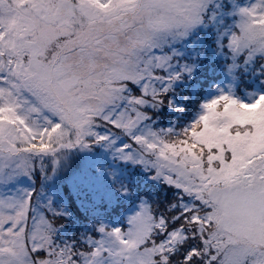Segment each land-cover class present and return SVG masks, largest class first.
<instances>
[{"label": "snow or ice", "instance_id": "snow-or-ice-1", "mask_svg": "<svg viewBox=\"0 0 264 264\" xmlns=\"http://www.w3.org/2000/svg\"><path fill=\"white\" fill-rule=\"evenodd\" d=\"M0 264H264V0H0Z\"/></svg>", "mask_w": 264, "mask_h": 264}, {"label": "rangeland", "instance_id": "rangeland-1", "mask_svg": "<svg viewBox=\"0 0 264 264\" xmlns=\"http://www.w3.org/2000/svg\"><path fill=\"white\" fill-rule=\"evenodd\" d=\"M223 79V78H222ZM223 82V80H221V81H219L217 84H216V86L213 88V89H211V91L207 94L208 96H211V95H214V91H215V89L217 88V87H222V86H224V84L222 83ZM97 159H102V161H100V162H96V160ZM109 160H110V158L108 157V156H106L105 154H103L99 149H96L95 151H94V153H91V154H89V153H82V154H80L78 157H77V159H76V162H75V166L77 167V168H79V167H87L88 168V170L92 173V175L93 176H98V172H97V169L100 167V166H103V165H107V164H109L110 162H109ZM96 163V164H95ZM95 166V167H94ZM133 174H131V176H132ZM123 177V176H122ZM148 174H146V173H140V174H138V175H136L135 174V178H134V180H137V179H139L141 182H143V181H147V182H150V183H152L153 181H151V180H149L148 178ZM130 178V177H129ZM118 180H122V178H121V176H119L118 178H117ZM128 177H123V182H125V183H127L128 182ZM99 183H100V185H101V191H102V193H103V196H105L106 195V192H110V194H109V197H110V201H111V203H117V194H119V192H117L116 190H115V188L113 187V185H112V182H111V180L110 179H108L107 177H102V178H100L99 179ZM151 185V184H150ZM134 186V184L132 183L131 184V188ZM106 191V192H105ZM114 193H116V195H114ZM74 199L72 200V202H74L75 203V205H78L79 206V208H81V212L83 213V214H85V209L83 208V207H81L82 205L80 204V202H78L77 200H76V198L75 197H73ZM103 198V197H102ZM101 198V199H102ZM121 200V199H120ZM105 203V204H104ZM103 204H101V203H97L96 204V206H94L95 207V210L97 211V212H99V213H101L102 214V219L104 220V222L105 223H108V224H113V223H116L115 225H119V224H123V222H124V220H123V218H124V216L126 215V214H129V212H128V210H129V208L131 207V205L130 206H127V208H123V207H121V210H120V212H114L111 216H106L107 214H109L108 213V211H106V210H110V206L109 205H111V204H109L108 202H104ZM109 204V205H108ZM70 205V204H69ZM81 205V206H80ZM71 209V208H70ZM81 214V213H80ZM80 214H77L76 216H80ZM86 215V214H85ZM88 224H89V222L88 223H82V222H80L79 221V219H77V220H74L73 222H72V224H71V226L69 227V226H66V232H67V237H71L72 235H74V233H75V229L79 226V228H85V227H87L88 226ZM115 225H113V226H115ZM83 228V229H84ZM81 231V230H80Z\"/></svg>", "mask_w": 264, "mask_h": 264}, {"label": "trees", "instance_id": "trees-1", "mask_svg": "<svg viewBox=\"0 0 264 264\" xmlns=\"http://www.w3.org/2000/svg\"><path fill=\"white\" fill-rule=\"evenodd\" d=\"M223 78V76H222V74H220V73H213V71H212V69L211 68H209L208 69V72H207V81H206V84H205V87L207 88V94L211 91V89H213L215 86H216V84L219 82V81H221V80H223L222 79ZM201 79H204L203 77H201ZM100 161H102V159H97L96 160V162H100ZM109 162H110V160H109ZM96 164V163H95ZM95 167V166H94ZM128 177V184H129V186L131 187V184H132V180L135 178V174H133L132 176L131 175H128V176H125V175H121V178H122V182H123V177ZM130 177V178H129ZM151 184V185H150ZM133 189H134V191L136 192V194L137 195H144L146 192H151V191H159L161 188H162V186L161 185H158V184H156L155 182H152V183H150V182H147V181H143V182H141L139 179H137V180H135V184H134V186L132 187ZM106 192V191H105ZM109 194H110V192L108 193V192H106V195L105 196H107L109 199H110V197H109ZM114 195H116V193H114ZM74 198H72V200H73ZM121 199V200H120ZM117 203H109V204H111V205H109L110 206V210H106V211H108V213L109 214H107L106 216H111L115 211L116 212H120V210H121V207H123V208H127V206H130L131 205V202L127 199V198H125L124 196H122L120 193L119 194H117ZM99 203H101V204H103L105 201H104V199L102 198L100 201H98ZM97 202V203H98ZM105 204V203H104ZM127 205V206H126ZM81 206V205H80ZM94 206H96V205H94ZM82 207V206H81ZM69 208H71V209H74V212H75V215H77V214H80V216H76L77 218H76V220L77 219H79V221L80 222H84V223H88L89 222V218L87 217V215H85V214H83L82 212H81V208H79V206L78 205H75V203L74 202H72L70 205H69ZM84 208V207H83ZM116 223H113L112 225H115ZM84 228V227H83ZM83 228H79V226L75 229V235H78V233H79V231L81 230V231H83L84 229ZM73 236V235H72Z\"/></svg>", "mask_w": 264, "mask_h": 264}]
</instances>
